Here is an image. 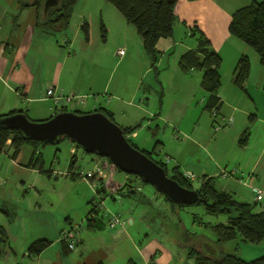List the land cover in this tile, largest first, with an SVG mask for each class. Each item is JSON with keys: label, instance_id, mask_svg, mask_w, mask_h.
<instances>
[{"label": "crops", "instance_id": "crops-1", "mask_svg": "<svg viewBox=\"0 0 264 264\" xmlns=\"http://www.w3.org/2000/svg\"><path fill=\"white\" fill-rule=\"evenodd\" d=\"M37 1L38 5L35 4ZM252 2L178 0L173 36L158 40V62L154 66L144 50L137 29L116 8V11L109 8L105 10L106 5L101 6L96 12H83L77 20L74 12L76 4L69 16L68 26L65 27L52 23L59 12H56L57 6L46 10L45 0H0V116L22 111L29 117H37L35 119H50L65 108L69 111L70 104L56 106L52 99L46 98L47 90L54 87L56 94L86 96L90 107L106 109L122 128L136 127L128 138H133L138 148L152 151L157 146V152H160L164 144L156 137L161 128L160 123H177V120L170 121L168 115L176 116L183 109L184 112L191 110L192 101H195L197 95L201 96L204 111L208 112L205 109L208 93L201 86L202 72L184 73L179 67L181 56L197 46L196 31L193 30H200L222 57V87L218 93L222 106L218 119L232 115L235 120L220 140L232 135L231 151L234 150L235 155L227 159L228 156L219 158V155L213 154L210 164L197 165L195 170L200 173L199 183L201 185L204 178L212 179L219 191L239 195L247 203H263L264 207V66L260 63L259 55L246 43L232 36L229 30L233 14ZM48 21L51 23L48 24ZM84 24L89 28V40L84 35ZM102 24L107 29L105 42L101 39ZM58 33H63V36L59 37ZM131 39L134 45L138 43L139 46L132 48ZM108 46H111L110 49ZM140 46L143 51L139 50ZM120 48L127 52L117 60L114 52L122 50ZM129 53L140 58L137 68L130 72L131 76L134 74L135 83L130 90L122 83V72L119 74L120 84L112 83L117 69L131 64L127 61ZM242 56H248L251 62L245 90L234 84L235 67ZM225 83L228 84L227 93L223 91ZM175 85H179L177 93L187 98L181 104L175 102L179 110L172 105L174 107L171 106V111H168L169 105L166 106L164 94L166 88L171 89ZM256 88L260 89L258 96L253 94ZM104 93L110 96L105 100L107 107H102V104L98 106L100 99L97 96L102 95L104 98ZM152 93L156 100H153ZM253 114L257 120L250 125L249 116ZM144 115H151L152 121L138 130L144 123L142 120L146 119ZM181 126L182 121H179L178 128ZM250 126L248 143L241 146L239 141ZM10 144L9 141L4 152L11 150L13 154ZM149 144L153 145L150 150L146 148ZM23 147L17 158H12L14 163L20 160ZM34 163L31 159L30 165H40ZM105 164L101 162L102 166ZM175 167H179L184 174L190 171H183L179 164ZM108 172L107 179H102L110 191L108 197L112 199V204L106 205L110 215H102L100 212L99 219L91 229L87 227L86 218V225L80 232V241L74 250L66 248L62 241H52L44 236L28 242L32 244L36 240L47 239L51 245L40 255L29 256L26 264H194L193 259H188L183 246L177 251L178 243L171 238L175 234L171 233L172 229L165 225L159 229L152 222L153 212L159 206L151 202L154 194L135 199L138 194H126L129 190L124 188L127 179L114 183L115 169L108 167ZM135 190L140 189L136 187ZM96 199L92 200L93 205L97 203ZM117 207L118 213L115 212ZM115 216L120 217L122 223L110 229L108 223ZM183 228L181 226L179 229ZM5 231L6 238L10 239L9 230ZM25 249L26 246L22 251ZM14 254L17 255L16 251ZM15 264H18L17 258Z\"/></svg>", "mask_w": 264, "mask_h": 264}, {"label": "rangeland", "instance_id": "rangeland-1", "mask_svg": "<svg viewBox=\"0 0 264 264\" xmlns=\"http://www.w3.org/2000/svg\"><path fill=\"white\" fill-rule=\"evenodd\" d=\"M259 2H264V0ZM105 5V10L109 8L116 11L115 7L106 0H79L74 11L75 17L78 20V16L83 14V12L93 13L98 11L101 6L103 7ZM133 30L136 31L135 28H133ZM57 35L62 37L63 33H58ZM132 39L130 40L132 48L139 46L138 43L134 45ZM108 47V49H110L111 46ZM120 49L124 50L125 53L127 52L124 48ZM118 50L119 49L114 52L117 60L124 57L117 55ZM139 50L143 51L142 46H140ZM139 60L140 58L136 55L127 54V61L131 62V64L117 69L112 83L115 82V85L117 83L120 84L121 75L119 74L122 72L124 73L122 76V83L130 90V87L135 84L134 74L131 76L130 72L137 68ZM177 87H179V85L172 86L171 89L166 88L164 100L166 106L169 105L168 111H171L172 105L179 110L175 102L178 101L181 104L187 98V96L185 98L184 94L181 96V94L177 93ZM227 88L228 84L225 83L223 87L224 93H227ZM259 92L260 89L256 88L253 94L258 96ZM152 95L153 100H156L153 93ZM156 96L158 97L157 94ZM97 97L100 99L98 106L102 104V107H107L105 100L110 98V96L104 93V98L102 95ZM192 102L193 108L191 110L184 112L185 110L183 109V112L176 116L168 115L170 121L177 120V123L169 125L160 123L161 128L156 137L164 144L161 147L160 154H152V158L156 161L161 160L166 164L169 176H172V169L178 164L182 166L183 171H186V169L190 170L187 172L194 174L197 178L192 182L193 187L197 189L200 187L198 179L200 177L198 174L200 173L195 170L197 169L196 166L210 164V158L213 157V154L214 156L219 155V158L228 156L227 159H230L231 156L235 155V151H231L232 135L227 136L223 141L220 140L224 135L223 133L228 132L233 124L227 129L217 133L214 129L213 122H215V120L218 121V118L215 119L213 115L204 111V104L202 103L201 96L197 95L195 101ZM174 106H172V108ZM95 107L96 106L90 107L89 99H86L85 104L79 105L73 103L68 106V109L73 112H91ZM153 112H156V110ZM144 116L146 119L142 120V123H144L138 130L145 128L146 124L152 121L151 115ZM231 117L234 119L232 115L225 118L229 119ZM35 118L29 117L32 121H45L49 119ZM220 118H222V116ZM179 121H182L181 128H178ZM155 124H157V122L154 123V125ZM189 135L191 137H189ZM217 140H220L219 143H217ZM129 141L134 145L136 144L135 140L131 137ZM193 144H196L200 149ZM217 145H219L218 149L215 150ZM152 147L153 145L149 144L146 148L150 150ZM73 148L74 144L69 139H63L57 144H39L38 154L36 155L38 161H35V163L40 165L36 167L33 164L30 165L34 155L33 152H35V148L31 145H25L23 147L18 163L13 162L11 150L5 151L1 155L0 226L5 230H9L10 239L0 236L2 238L0 240V264H15L16 258L18 264L28 263V258H30L28 247L31 245V243L28 242H31L35 238L44 236L52 241H61L64 232L72 231L73 229H78L81 232L86 225V215L94 206L92 200L95 197L97 198V203H102V207H99L101 214H109L106 210V205H111L112 199L106 197L103 201L102 194L98 193L101 186L99 179H107L109 173L108 167H112L116 171L114 183L120 182V180L126 181L125 179H127V181L132 180L137 189H140L137 191L138 195L135 199L141 196L151 197L154 194L151 198V202L153 201L154 204L157 203L159 206H157L158 210L153 212L154 214L152 213L154 218L152 222H155V226L159 229L162 225H165V227H168L170 230L172 229L171 233L175 234H173L174 236L172 235L171 238L178 243V245H176L177 251H180V243H182L186 235L182 229H179L183 226L185 231L204 238L205 242L202 246L209 254L210 252L205 247L206 245L214 246L213 249L216 250V256H220L222 252L224 254H235L245 261H252L264 256V242L252 244L239 237L237 240L222 246H216L215 242L217 236L212 229L207 228L205 224L226 223L227 216L208 215L204 207L198 205L176 208V211L174 210L173 212L172 209L175 208L172 207V204L167 202L165 197L153 186L143 182L140 177L138 178L135 175L117 171L116 167L111 164L109 160L105 161L102 157H100L98 162L94 161L98 158L93 154L86 153L81 147L76 148V164L74 168L71 169L70 165L74 156L72 153ZM139 150L143 149L139 148ZM217 151L219 152L217 153ZM168 154L172 157L171 159L169 158V161L168 157L170 156H168ZM188 159L191 161H188ZM102 161L106 163L105 166L101 165ZM190 164L191 167H189ZM88 172L94 174L92 179L85 180L80 176V174L84 173V175H86ZM51 173H53V175H51ZM235 197L239 201L244 200L239 195H235ZM249 203L255 204L252 201H249ZM261 211H264L263 203H258L255 212ZM115 212H119L118 207ZM17 238H19L18 242L16 241ZM24 246H26V249L22 251ZM13 249L16 251L17 255L14 254L15 251H13ZM9 253L13 255L9 256Z\"/></svg>", "mask_w": 264, "mask_h": 264}, {"label": "trees", "instance_id": "trees-1", "mask_svg": "<svg viewBox=\"0 0 264 264\" xmlns=\"http://www.w3.org/2000/svg\"><path fill=\"white\" fill-rule=\"evenodd\" d=\"M77 1L78 0H60V3L56 8V12H59V15L52 23L62 24L67 27L69 23V16L76 6ZM107 1L124 16L129 24L133 25L137 29L138 34L143 40L144 50L149 55L153 65L155 66L158 62V51L156 49L158 40L173 36L174 27L177 22L175 7L178 0ZM37 2L35 3L36 5L39 4V2ZM50 23L51 21H48V24ZM229 30L232 36L246 43L259 55L260 63L264 66V2L253 0L250 5L237 10L232 16ZM83 31L86 39L89 40V28L87 24L83 25ZM193 31H196L195 36L197 38V46L195 49L189 50L181 56L179 59V67L184 73H189L191 71L202 72L203 76L201 86L208 93L205 109L212 115L214 111L218 113L222 106V101L218 96L222 87V57L213 49L210 40L204 35V33H202V31L197 29H194ZM101 39L103 42L107 40V29L104 24L101 25ZM250 72V59L248 56H242L238 60L234 72V84L239 89L245 90V84L250 76ZM98 110L115 122L113 115L106 109L98 108ZM64 111L68 110L65 108L60 112ZM16 113H18V111L11 112L7 115H1L0 118ZM76 113L84 114V112L80 111H76ZM256 120L257 116L255 114L249 116L250 125L255 124ZM122 129L124 130V134L128 137V135L134 132L136 127ZM250 131L251 126L246 128L244 131L243 136L239 141L241 146H245L248 143ZM63 139L67 138H62L60 141ZM9 141L11 142L10 146L13 149V159L17 158L23 146H33L36 153L32 158V163L38 161L36 155L38 154L39 144H48L46 142L28 140L17 130H8L0 127V157L4 153ZM131 145L139 150L136 145L132 143ZM76 146L81 147L79 145ZM157 148L158 147L156 146L152 151H140L154 160L152 158V154L159 155L160 153L159 151L157 152ZM96 157L98 160L100 159V157ZM102 159L107 160L106 158ZM154 161L163 167L168 175L166 164L161 160ZM75 164L76 154L73 156L70 168L73 169ZM116 170L122 172L117 167ZM136 177L139 178V176ZM169 177L178 182L184 188L198 191L200 198L192 205L204 207L205 212L211 216H227L226 223L205 224V226L212 229L217 236V240L215 242L216 246H222L237 240L239 237L252 244H260L264 242V212H255L256 204L253 205L247 202L239 201L232 193L219 191L213 185L212 179L204 178L200 187L195 189L192 185L193 181L187 178L185 174L180 171L179 167H174L172 169V176ZM99 182H101V186L98 193L102 194L104 201V199L109 196V191L105 187L103 179H99ZM124 188L129 189L126 194H137V191L135 190L136 186L133 184L132 180H128L125 183ZM162 195L165 197L167 202L171 203L164 194ZM142 198H145V196H142ZM171 204L172 207L175 208L173 209V212L174 210L176 211V208L189 206H176L173 203ZM101 206L102 203H96L94 204L93 209L89 212L87 216L88 229H91L92 225L99 219V207ZM182 231L186 235L183 240L184 242L182 241L180 245L186 249L188 259H193L194 264H264V256L252 261H245L235 254H224L223 252L220 256L209 254L202 246L205 242L203 237H198L188 231H185L184 228ZM0 236L6 238V231L2 226H0ZM1 237L0 240L2 239ZM50 245L51 241L47 239L36 240L28 247V254L30 257L38 256ZM66 248H68L67 245Z\"/></svg>", "mask_w": 264, "mask_h": 264}, {"label": "water", "instance_id": "water-1", "mask_svg": "<svg viewBox=\"0 0 264 264\" xmlns=\"http://www.w3.org/2000/svg\"><path fill=\"white\" fill-rule=\"evenodd\" d=\"M59 3L60 0H45V9ZM0 127L17 130L28 140L49 144H57L60 139L67 138L86 153L106 158L122 172L139 176L176 206L192 205L200 198L198 191L182 187L167 175L163 167L133 147L122 127L97 107L84 114L60 112L45 121H32L27 114L18 112L1 117ZM205 247L210 254H216L212 246Z\"/></svg>", "mask_w": 264, "mask_h": 264}, {"label": "built area", "instance_id": "built-area-1", "mask_svg": "<svg viewBox=\"0 0 264 264\" xmlns=\"http://www.w3.org/2000/svg\"><path fill=\"white\" fill-rule=\"evenodd\" d=\"M118 55H120V56L125 55L124 50L118 51ZM54 90H55L54 87H50L47 90L46 98L52 99L56 106L65 105V104L68 105V104H73V103L74 104L77 103L79 105L85 104L86 96H80V95H75V94L63 95L61 93L56 94ZM212 115L215 119H217L219 116V114L216 111H214V113ZM233 120L234 119L232 117L229 119L222 117V118H220V120L218 119V121L215 120V122H214L215 131L221 132L222 130L227 129L228 127H230L234 123ZM76 145L77 144H74V148L72 149V153L74 155L77 153V151H76L77 146ZM169 160L170 159L168 158V161ZM80 176L82 178H84L85 180H90L93 178L94 174L91 172H88L86 175H84V173H82V174H80ZM185 176L192 181L195 180V178H196L194 175L189 174V173H185ZM258 198L261 199L260 196ZM121 223H122V221H121L120 217L115 216L108 223V228L114 229L117 225H119ZM61 241L64 242L70 250H74L76 248L78 242L80 241V231L78 229H73L72 231L64 232Z\"/></svg>", "mask_w": 264, "mask_h": 264}]
</instances>
